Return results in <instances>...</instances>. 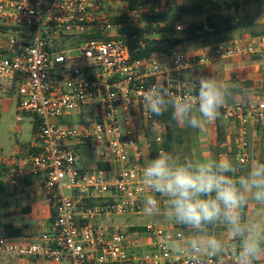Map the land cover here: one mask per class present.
<instances>
[{"label": "built area", "instance_id": "2783aa9c", "mask_svg": "<svg viewBox=\"0 0 264 264\" xmlns=\"http://www.w3.org/2000/svg\"><path fill=\"white\" fill-rule=\"evenodd\" d=\"M134 1L141 0H0V24L13 32L0 34V98L15 97L18 123L23 116L39 121L34 135L38 152L28 175L44 178L54 217L39 243L17 242L0 230V256L31 264H193L195 257L174 255L166 246L171 237L185 240L182 231L175 235L150 221L143 231L131 232L102 221L154 218L144 212L143 198L149 192L143 170L152 142L164 151L166 126L161 119L153 125L144 91L163 83L182 94L187 88L175 86L174 75L264 54V34L249 44L206 47L201 55L173 51L133 60L126 43L115 38L123 24L111 22L114 15L106 8ZM91 31L113 38L85 40L68 50L56 47L66 36ZM74 114L79 125L55 122ZM223 118L239 126L237 161L248 165L247 125L264 121V100L224 106ZM85 151L107 168H85ZM22 174L14 170L9 178L16 183ZM212 264H234V258H213Z\"/></svg>", "mask_w": 264, "mask_h": 264}, {"label": "clouds", "instance_id": "9594fccd", "mask_svg": "<svg viewBox=\"0 0 264 264\" xmlns=\"http://www.w3.org/2000/svg\"><path fill=\"white\" fill-rule=\"evenodd\" d=\"M185 86L182 94L163 83L144 91V106L154 126L167 115L177 126L202 129L219 119L221 109L238 95L251 98L250 89L214 74L199 75ZM241 172L238 161L224 156L178 159L162 150L146 161L145 214L162 216L194 233L183 241L168 235L166 246L174 255L195 257L193 264H212L213 258L227 255L234 264H259L264 259V161L253 158ZM217 224L226 227L227 240L209 233Z\"/></svg>", "mask_w": 264, "mask_h": 264}, {"label": "crops", "instance_id": "0c3cea01", "mask_svg": "<svg viewBox=\"0 0 264 264\" xmlns=\"http://www.w3.org/2000/svg\"><path fill=\"white\" fill-rule=\"evenodd\" d=\"M256 1L257 2L254 4L243 6L242 9L254 12L253 17L257 28L256 30L264 34V0ZM1 33L11 35L13 32L10 30L7 32L0 31V34ZM235 36L237 38L233 41H239L244 44L252 43L255 41L254 39L257 38L250 33ZM186 50H188V53L191 55H201L209 49L206 47H189ZM209 74H214L226 82L237 84L251 90L250 99L241 98L238 95L235 101H230L225 106L234 105L243 100H264V54L220 60L198 71L188 70L180 75H174L171 81L175 86L184 88L186 87L185 82L188 80L199 75ZM13 103L17 105L15 97L6 100L0 98V112ZM221 123L223 127L220 137L221 142L218 141L219 134L214 122L205 124L202 128V133L195 136L199 143L198 156H200V158L224 156L237 161L239 126L226 121L223 117ZM212 130L215 134H213ZM208 140H210V143ZM246 140L249 144L248 152L252 159L255 158L264 161V121L259 123L250 121L247 125ZM37 152L38 150L34 145V139L29 144H19L17 148L14 149L13 154H9V156H7L8 154L4 152V149L0 146V230H5L9 233L7 228L12 227L14 231L19 232V236L11 237L20 243H39L41 235L51 228L54 222L50 204L44 195V178L42 176L34 177L28 175L29 166L31 164L28 162ZM16 159H18V162ZM10 163H14L16 167L11 168V166L8 165ZM248 165H241V174L247 170ZM9 167L11 169H9ZM20 169L24 174L18 177L16 183H13L9 175L14 170L19 171ZM248 215H252L251 205L248 209ZM147 222H150V220H147ZM146 223L142 226L130 225L129 230L131 231V229L134 228L141 232L144 230L143 227ZM180 231L181 230L176 228L172 229L174 234ZM221 231L218 232L219 235L223 234ZM0 257L11 260L8 263L0 264H31L26 260L15 257ZM39 264L50 263L43 261ZM259 264H264V259H261Z\"/></svg>", "mask_w": 264, "mask_h": 264}, {"label": "trees", "instance_id": "16d2710c", "mask_svg": "<svg viewBox=\"0 0 264 264\" xmlns=\"http://www.w3.org/2000/svg\"><path fill=\"white\" fill-rule=\"evenodd\" d=\"M244 2V1H243ZM231 0L222 7L217 0H141L127 3L123 6L124 13L110 17L113 23L123 24L115 38L123 40L129 48L133 60L152 58L173 51H184L188 44L195 47H211L232 40L235 35L250 33L258 37L263 33L257 32L254 21V12L242 9L247 2ZM133 12V17H128ZM195 19H201L195 21ZM189 20H193L187 23ZM179 23L185 25L182 31H177ZM9 27L0 24V31H10ZM16 30V29H13ZM31 30L28 31V33ZM107 33L91 31L80 36L70 35L61 39L56 45L59 50H68L77 44L90 39H112ZM75 45V46H74ZM214 121L218 131V141L221 142L222 117ZM166 126L164 148L169 149L172 130L164 117L160 118ZM38 119H34V135L38 127ZM159 153L157 145L151 143V158ZM95 168L106 169L107 166L95 163ZM54 220V217H53ZM215 226L210 227L213 234ZM176 229H189L177 225ZM10 236H19L18 231L8 227ZM132 232L138 229H131Z\"/></svg>", "mask_w": 264, "mask_h": 264}, {"label": "rangeland", "instance_id": "374dc122", "mask_svg": "<svg viewBox=\"0 0 264 264\" xmlns=\"http://www.w3.org/2000/svg\"><path fill=\"white\" fill-rule=\"evenodd\" d=\"M177 1L184 2V0H177ZM239 1L247 2V4L249 5L257 2L256 0H239ZM217 2L222 7H224L225 4L228 2H231V0H217ZM123 6L121 5L117 7H107L106 11L110 13L111 15H119L121 13H124ZM199 20L201 19H195V21H199ZM192 21L189 20L187 23H190ZM178 25H181L183 29L185 27L183 23H179ZM119 31L117 33H119ZM117 33L113 32L112 34L117 35ZM238 36H241V34H238ZM236 38L237 37L234 36L231 41L235 40ZM189 47H195V45L188 44L187 48ZM184 51L188 52V50H184ZM19 116L20 114L17 111L16 103H13L7 108L2 109L0 112V146L4 149V152L8 154L7 156H9V154H13L14 149H16L19 144L20 145L29 144L34 139V130H33L34 118L30 116H23V122L18 123L19 124L18 125L17 118ZM164 118L166 119V123L171 127V130H172L171 141L169 142V149L164 148V151L173 153L178 159H183L185 157H190L194 159L200 158V156H198L199 143L197 139L195 138V136L201 134L202 129L183 128V127L177 126V124L174 121H172L167 115ZM55 122H57L60 125H68V124L79 125V117L75 114L71 116H64L62 118L55 119ZM213 134H215L214 131H213ZM208 141L210 143V140ZM84 158H85V162L83 166L85 168L87 169L95 168L94 166L96 162L93 159V157L89 155L87 151H85ZM29 160H30V156H29ZM16 161L18 162V159H16ZM30 161L28 163H30ZM14 163L13 164L10 163L8 165L11 166V168H14L16 167ZM11 168L9 167V169ZM66 194L70 195L69 192H66ZM147 220H150L151 222L165 229H170L171 231L172 229H175L177 227L176 224L166 222L162 216H157L154 218L142 217V218H132V219L119 217V218H112V219H104L102 223L111 229L116 228V227L129 228V226L133 224L137 226H142L144 223L147 222ZM215 230H216L215 231L216 233L214 232L212 235L215 234L217 238L226 240L227 229L225 226L217 224V226L215 227ZM221 230H224L225 233L224 231H221ZM220 231L223 232V234L219 235L218 232ZM176 234L178 235L179 232H176L175 235ZM181 234L187 238V237L192 236L194 233L191 229H189L188 231L183 230V233ZM10 261H11L10 259H3L0 257V263H8Z\"/></svg>", "mask_w": 264, "mask_h": 264}]
</instances>
